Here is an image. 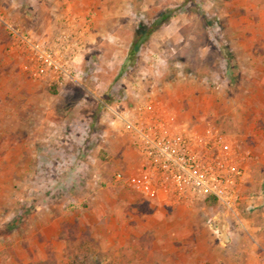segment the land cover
I'll use <instances>...</instances> for the list:
<instances>
[{"label": "rangeland", "instance_id": "obj_1", "mask_svg": "<svg viewBox=\"0 0 264 264\" xmlns=\"http://www.w3.org/2000/svg\"><path fill=\"white\" fill-rule=\"evenodd\" d=\"M65 1L0 0L40 38L66 21L92 33L81 77L57 86L0 22V264H264V0H86L81 15ZM150 92L250 152L235 212L114 180L137 158L104 104Z\"/></svg>", "mask_w": 264, "mask_h": 264}, {"label": "built area", "instance_id": "obj_2", "mask_svg": "<svg viewBox=\"0 0 264 264\" xmlns=\"http://www.w3.org/2000/svg\"><path fill=\"white\" fill-rule=\"evenodd\" d=\"M0 22L13 44L23 48L31 77L57 86L81 77L89 21L78 28L76 22H63L48 38L20 28L1 11ZM104 106L108 123L128 139L137 158L134 167L115 173L116 182L167 205H207L206 199L214 197L223 209L237 210L251 177L250 152L237 139L214 125L190 122L153 92L131 106Z\"/></svg>", "mask_w": 264, "mask_h": 264}, {"label": "crops", "instance_id": "obj_3", "mask_svg": "<svg viewBox=\"0 0 264 264\" xmlns=\"http://www.w3.org/2000/svg\"><path fill=\"white\" fill-rule=\"evenodd\" d=\"M89 5H86V0H72V1H65V5L61 8L62 14H67V12L72 11L75 14H83V10L87 9ZM3 12V11H1ZM6 13V12H4ZM92 34V33H91Z\"/></svg>", "mask_w": 264, "mask_h": 264}, {"label": "water", "instance_id": "obj_4", "mask_svg": "<svg viewBox=\"0 0 264 264\" xmlns=\"http://www.w3.org/2000/svg\"><path fill=\"white\" fill-rule=\"evenodd\" d=\"M213 225L215 226V227H219V228H221V223H219V222H213ZM222 236H223V238H225L226 240H228L229 239V237L225 234V233H222Z\"/></svg>", "mask_w": 264, "mask_h": 264}, {"label": "trees", "instance_id": "obj_5", "mask_svg": "<svg viewBox=\"0 0 264 264\" xmlns=\"http://www.w3.org/2000/svg\"><path fill=\"white\" fill-rule=\"evenodd\" d=\"M206 202L207 204H214L216 202V199L214 197H209L206 199Z\"/></svg>", "mask_w": 264, "mask_h": 264}]
</instances>
